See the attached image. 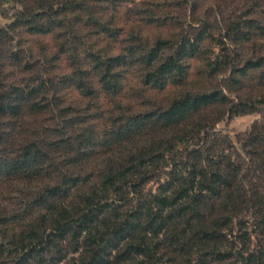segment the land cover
Returning <instances> with one entry per match:
<instances>
[{
    "label": "trees",
    "instance_id": "trees-1",
    "mask_svg": "<svg viewBox=\"0 0 264 264\" xmlns=\"http://www.w3.org/2000/svg\"><path fill=\"white\" fill-rule=\"evenodd\" d=\"M19 1L16 21L0 27V264H264V54L257 45L251 55L233 50L224 43L232 30L226 25L219 43L208 36L217 53L212 43L202 47L205 18L194 37L129 45L132 56L144 52L132 63L64 44L53 60L69 52L83 99L66 103L57 77L44 75L9 33L22 27L61 30L57 39L71 35L77 43L115 39L104 4L119 0ZM226 1L246 9L250 22H264V0ZM197 4L152 3L158 12L191 5L190 16ZM162 14L151 22L166 20ZM135 40L142 42L130 33L128 43ZM200 53L211 57L195 84L184 59ZM133 63L140 87L124 93L118 68ZM217 72L228 76L209 85ZM148 85L175 91L153 106L144 97ZM252 113L261 119L241 155L214 128L226 116ZM150 182L154 191L145 190Z\"/></svg>",
    "mask_w": 264,
    "mask_h": 264
},
{
    "label": "rangeland",
    "instance_id": "rangeland-1",
    "mask_svg": "<svg viewBox=\"0 0 264 264\" xmlns=\"http://www.w3.org/2000/svg\"><path fill=\"white\" fill-rule=\"evenodd\" d=\"M92 1L90 2V7L98 5L97 3H92ZM154 1L156 0H119L118 5H110L108 7L104 4L106 7V12L103 14L104 19L112 20L110 27L113 28L114 31L115 29L118 31L115 39H103L99 43H77V41L75 42L72 40L71 35H68L63 38L67 39L68 41L66 42L68 43H63V39L56 38V35L61 30L55 29V32L50 34H38L27 31V28L18 27L9 33L12 40L11 43H13V46L24 50L34 61L40 62L44 75H47V77H57L55 81H59L57 83L59 94L65 98L66 103H71L74 100L82 101L83 99L79 97L81 92L77 90L74 85V82H79L78 78L75 75H71L73 63H71L69 52H66V54H58L57 59L53 60L54 54H56L59 48L64 44L80 47V51L85 50V46H93L94 50L103 49L106 55L109 56L123 54L125 59H121L119 63H132L141 58L144 52L136 49L132 56L125 49L129 45H141L139 46L141 48L150 47L155 39L173 36L177 37L184 32L190 37H194L196 34L195 30L199 27L197 21H201L205 18L207 19V23L210 24V27L202 37L203 40L200 42L202 43V47L211 45L212 43V46L215 48L214 51L217 53L218 48L215 46L216 42L211 41L208 36L212 35V37L217 39V43H219V36L225 33L224 27H226V25H232V30L229 35L230 39L224 43H227L230 48L235 51L237 50L242 55L253 54L251 45H257V52L261 55L264 54V28H259V26L264 27V22L259 25L255 22H250L249 19L253 16L247 13L246 9L238 7L237 2L227 3L226 0H198L197 8L193 15L190 16L191 5H187V7H183V9H171L167 7L162 12H158L152 5ZM151 7H153L154 12L150 14L149 11L153 10ZM21 11L22 5L19 0H0V27L7 28L14 23L16 21V15ZM142 11L147 12L143 13ZM137 12H140V15H137ZM244 13H246V15H244ZM159 14H162V18L166 20L152 23V19L155 20ZM71 17L72 16L69 15L68 18ZM146 19H148L149 22H147ZM38 25H46V20H41ZM189 27H191V30H189ZM132 32L142 41L141 43H139L138 40H135V43H128L129 35ZM165 53H168V51ZM209 56L211 57L210 54L203 53L195 57H191L189 54L187 55L184 59L185 63L189 65L187 80H192L195 84L202 80L201 73L204 71H201V68L206 67V59ZM79 59H81V57ZM90 67V63H86L83 66L84 69ZM139 67L140 66H136V64L133 63L118 68V70L122 71L121 83L124 87V93L134 87H140L138 85V76L141 75ZM227 76V73L217 72L209 82V85H215L227 78ZM60 77L62 78L61 80ZM69 78H73V80ZM89 78L98 88H101L98 83L101 77L98 76L96 72L92 71ZM142 88L146 91L144 97L151 100L154 103L153 106L164 103L171 92L173 93V91H175V89L167 88L160 92L156 89H151L149 85L146 87L142 86ZM153 106H150L148 103L145 108L139 109L148 110ZM260 119L261 117L258 113L232 117L226 116L222 121L216 124L214 130L228 137L236 151L243 155L241 145L252 125ZM164 179L165 177H162V181ZM157 187V183L150 182L146 185L145 190L154 191ZM248 220L250 221L249 218ZM253 246L254 244L252 247Z\"/></svg>",
    "mask_w": 264,
    "mask_h": 264
}]
</instances>
